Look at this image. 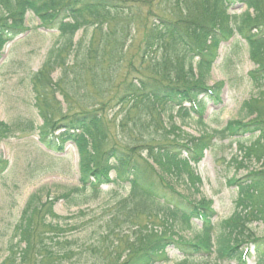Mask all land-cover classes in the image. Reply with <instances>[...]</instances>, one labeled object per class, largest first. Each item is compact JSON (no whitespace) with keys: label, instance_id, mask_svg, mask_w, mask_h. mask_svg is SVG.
<instances>
[{"label":"trees","instance_id":"trees-1","mask_svg":"<svg viewBox=\"0 0 264 264\" xmlns=\"http://www.w3.org/2000/svg\"><path fill=\"white\" fill-rule=\"evenodd\" d=\"M236 3L243 4L245 12L229 14ZM27 12L33 13L42 27L58 32L41 69L32 77L35 105L43 121L40 142L49 150H60L71 141L80 155V185L60 199L72 206L97 200L99 186L110 181L111 171L128 182L129 192L124 198H114L113 209L99 219L90 235H84L87 240L61 238L67 224L52 211L53 200L46 208L38 194L30 196L14 234L0 247V256L5 254L0 264H156L169 244L184 255L181 264H207L190 262L189 258L198 256L200 248L208 251L211 247L224 257L227 250L236 247L235 242H251L258 250L263 246L260 251L264 252V240L255 238L250 227L256 221L264 225V0H0V52L24 30ZM142 28L143 37L136 44L135 35ZM78 32L82 36L75 42ZM234 33L246 42L256 66L248 74L256 96L242 105L245 118L254 119L246 125L241 119L230 122L213 134L226 139L230 133L243 136L250 129L258 133L249 147L240 146L246 160L254 159L261 165L245 180L229 181L237 182L235 211L212 225L206 219L209 202L187 201L168 184H182L188 192L195 189L198 178L188 160L197 161L209 134L200 119L204 102L197 99L201 93L214 97L220 91L222 83L210 88L207 81L219 43ZM130 46H135L141 64L140 70L130 69L126 75L125 57ZM236 53L237 49L231 50V54ZM58 69L65 75L67 69L74 71V78L82 70L86 78L80 87L88 100H106L100 108L86 107L64 133L48 138L46 134L57 128L56 116L62 113L54 100L58 84L51 78ZM129 78L133 80L128 82ZM48 88L54 103L48 100L49 93L46 96ZM62 96L66 98L65 93ZM107 110H115L119 116H109ZM176 118L183 125L193 122L203 127L200 138L184 133ZM27 127L32 129V124ZM12 134V126L0 122V141ZM118 136L123 145L109 146L110 139ZM143 155L157 166V177L169 191L157 190L161 184L147 173L151 166ZM6 168L7 162L0 158V175ZM191 214L202 218L204 226L192 241H185L177 233L192 226ZM157 221L159 227L154 224ZM169 235L180 237V241L174 242ZM71 244L75 245L69 247Z\"/></svg>","mask_w":264,"mask_h":264},{"label":"rangeland","instance_id":"rangeland-1","mask_svg":"<svg viewBox=\"0 0 264 264\" xmlns=\"http://www.w3.org/2000/svg\"><path fill=\"white\" fill-rule=\"evenodd\" d=\"M244 11L245 7L235 4L228 13L239 15ZM24 25L32 29L38 26L39 23L34 17L27 14ZM36 30L26 32L23 39L6 46L2 52L3 60L0 62V122L11 125L13 132L10 138L0 142V157L8 162L7 170L0 175V247L4 246L14 234V226L26 201L32 195L38 194L39 201L46 208L50 203L49 201L53 200L52 211L63 218L61 222L63 225L66 226L67 224V229L64 230L66 237L62 235L61 238L87 240L84 235H90L93 232L91 231L93 227L99 223V219L105 218L113 209L112 207L115 205L114 198L119 196L123 198L127 194V189L118 190L114 186H107L103 188V194L97 200L86 205L80 204L74 207L65 202L64 199H60V196L68 190L79 186L78 155L72 144H66L62 154H54L46 152L38 142L37 129L42 125V119L35 105L36 94L32 86V77L40 69L45 60L46 52L56 40V35ZM81 33H77L74 38L75 42L81 38ZM143 34L144 30L142 28L135 35L136 39L133 42L139 43ZM234 49H237L235 55L231 54V50ZM135 53V46L127 48L123 74L128 73L130 69L135 72L137 67L140 70L139 54L136 55ZM130 58L134 61L129 62ZM67 64L71 67V60H68ZM76 67L74 64L73 68ZM253 69L255 67L248 57L247 46L239 35H235L228 43H221L218 49V58L213 64L207 85L213 86L220 82H224V85L220 92V104L216 105L207 100L204 116L207 130L215 127L222 128L227 122L240 119L246 122L249 121V118L246 119L242 111V104L251 97L256 96V89L252 87L247 75ZM147 71H149L148 68ZM66 72L65 75L58 69L51 75L52 83L58 84L55 88L57 92L54 100L60 104L61 117L66 116L63 122H67L68 118L76 112L86 111V107L94 110L104 105L102 100H106L105 97L88 100V95L80 87L83 79L86 78L85 72L81 70V74L76 78L73 76L74 71L70 72V69H67ZM66 80L71 82L66 83ZM132 80L133 78H129L128 82ZM45 92L46 96L49 93L48 100L53 102L50 95L51 89L48 88ZM62 93L66 94L67 99H64ZM108 106L112 107V104L108 102ZM68 109L69 111H67ZM106 114L114 116L115 110H107ZM116 116H119V114H116ZM29 123L33 124L34 130L27 127ZM16 125H19L20 128H16ZM180 128L193 137L199 136L203 131V127L196 123H190ZM256 138L257 136H246L242 139V142L248 146ZM110 140L109 146L113 143L117 145H123L124 143L119 136ZM242 156L243 152L239 150L236 144L229 146L227 142H223L207 152L196 169L197 174L201 177L202 184L199 188L200 192L198 194L193 193L191 198L205 197L211 199L212 208L216 212L215 217L217 218H225L232 214L235 189L227 186L226 180L232 176L239 178L245 175L246 170L238 172L230 166V161L234 157L237 161L246 162V159ZM250 162L249 170L260 168V163H256L253 159ZM48 167L52 169L46 171ZM112 177H114L113 174H111ZM172 185L178 192L186 195L191 194L182 184ZM78 201H81V199L78 198ZM151 221L153 222V220ZM154 224L160 226L158 221ZM251 227L258 237L264 236V226L260 222L253 224ZM195 229L198 230L196 227ZM195 232L185 233V237L191 239ZM72 245L75 244H71L69 247ZM167 256L170 258L167 264H174L175 261L180 260L179 254L172 251H168ZM4 257L5 254L0 256V262ZM207 261L213 264V255ZM64 264L68 263L65 262ZM248 264H253L252 258Z\"/></svg>","mask_w":264,"mask_h":264}]
</instances>
